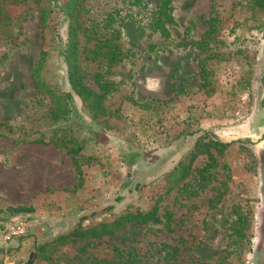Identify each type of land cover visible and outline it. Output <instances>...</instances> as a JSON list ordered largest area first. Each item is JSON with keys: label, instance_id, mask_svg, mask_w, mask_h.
<instances>
[{"label": "rangeland", "instance_id": "374dc122", "mask_svg": "<svg viewBox=\"0 0 264 264\" xmlns=\"http://www.w3.org/2000/svg\"><path fill=\"white\" fill-rule=\"evenodd\" d=\"M254 1L169 0L164 37L151 24L160 0H81L82 25L107 37L118 31L113 42L126 56L100 79L90 55L81 56L83 82L101 95L97 111L68 83L61 5L53 3L43 28L47 0H0L7 15L0 16V124H8L0 126V264H47L37 248L81 218L87 228L155 205V220L96 240L97 256L166 243L185 262L264 264V12ZM211 21L215 30L204 39ZM43 50L40 80L69 92L70 103L58 106L33 88ZM65 104L68 112H59ZM198 138L230 145L190 162ZM77 146L80 177L66 150ZM187 164L188 175L169 190L173 169ZM20 207L28 211H14ZM19 222L28 225L25 235L4 241L1 233Z\"/></svg>", "mask_w": 264, "mask_h": 264}, {"label": "trees", "instance_id": "16d2710c", "mask_svg": "<svg viewBox=\"0 0 264 264\" xmlns=\"http://www.w3.org/2000/svg\"><path fill=\"white\" fill-rule=\"evenodd\" d=\"M129 1L137 5L142 2V0ZM53 3L54 6L61 5V12L64 15V21L66 23L67 38L61 56L63 63L66 66L68 83L72 91L78 97L83 101L89 102L90 105L98 111L101 106V95L91 90L83 82L84 72L80 59L84 53H88L93 64H95L98 69L95 77L100 79L102 77L100 72H109L112 67L126 58V56L120 52L116 43L113 42V39L115 41L120 39V34L118 31H115L111 34V37H107L97 32L96 29H94V26H83L80 21L83 9L81 0H47V5L41 10L39 18L40 26L43 28L47 25V19L52 12ZM168 3L169 0H160V6L156 12V17L151 22V24L155 26L158 32L164 37L168 36V30L165 23H170L172 21L169 14ZM254 4L264 12V0H255ZM0 16H3L4 18L7 16L2 8H0ZM214 30L215 28L211 21L208 30L203 34V38L206 39L211 37ZM82 40L85 43L93 41L95 43L93 47H84L81 49L80 44ZM200 43L201 42H197L196 44L200 45ZM148 49H150V46ZM46 56L47 52L44 50L41 51L39 59L32 68L30 78L32 80L33 88L37 92L47 93L52 100L58 102V106L63 105L64 103H70L72 95L69 92L57 94L53 89L47 87L40 80V71L45 63ZM102 87H105V85L99 84L98 89L100 90ZM60 108H62V112H68L66 104L63 107H58L59 112ZM0 126L7 127L8 124L2 123ZM10 130L11 128H9L8 132H10ZM3 134L4 133H0V136ZM25 142L26 140H20V143ZM229 145L230 144H224L211 139L204 140L203 138H198L195 141L194 153L191 155L190 162L196 157V155L201 153H206L212 156L210 154V148L223 151L229 147ZM80 149L81 146L66 148L67 153L70 155L73 165L75 166L77 176L79 177L81 171L80 165L76 160V155L79 153ZM189 164H187L186 167L182 166L179 171L178 168L173 169V173L170 174L169 178V182L172 183L169 190L173 189L180 180H183L188 175ZM14 211L23 212L28 210L27 208L20 207ZM157 211L158 207L155 205L146 213L138 211L136 213L123 214L112 222H102L87 228L83 227L85 218H81L78 224L68 233L58 235L52 241L37 248V257L45 259L47 264H201L193 260L191 257L185 262L183 260L184 258H182V250L178 246H171L166 243L155 244V248L146 252H141V250L136 247L120 248L113 246L110 253L104 254L103 257L97 256L96 240H100L105 236L114 235L119 228L127 223L140 225L155 220L157 218ZM165 216L167 223L170 224L171 215L167 213ZM242 224V218H238V221L236 222V226L239 228L237 230L239 237H236L237 243L244 238L240 230ZM69 245L74 246V254L69 256L65 253H59L58 255H55L59 252L60 247Z\"/></svg>", "mask_w": 264, "mask_h": 264}, {"label": "built area", "instance_id": "2783aa9c", "mask_svg": "<svg viewBox=\"0 0 264 264\" xmlns=\"http://www.w3.org/2000/svg\"><path fill=\"white\" fill-rule=\"evenodd\" d=\"M28 225L25 222H19L9 228L6 233H1V237L4 241L20 238L21 236L25 235Z\"/></svg>", "mask_w": 264, "mask_h": 264}, {"label": "clouds", "instance_id": "9594fccd", "mask_svg": "<svg viewBox=\"0 0 264 264\" xmlns=\"http://www.w3.org/2000/svg\"><path fill=\"white\" fill-rule=\"evenodd\" d=\"M158 86V82H152V81H149V88H152L154 89L155 87Z\"/></svg>", "mask_w": 264, "mask_h": 264}]
</instances>
